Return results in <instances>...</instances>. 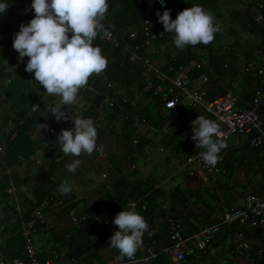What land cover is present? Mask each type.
Here are the masks:
<instances>
[{
	"label": "trees",
	"instance_id": "obj_1",
	"mask_svg": "<svg viewBox=\"0 0 264 264\" xmlns=\"http://www.w3.org/2000/svg\"><path fill=\"white\" fill-rule=\"evenodd\" d=\"M167 1V10H170L172 19H175L180 11L190 8L192 5L202 6L205 10L212 12L215 18L223 17L221 8H210L212 0ZM256 1L264 7V0ZM0 2H6L9 6L5 14L6 22L3 25L0 24V106L8 103L6 107H14L29 121L27 125H18L8 135L3 133V127L0 125V143L5 147V152L0 153V257L14 260L25 258L23 226L34 209L44 204H51V199L67 201L68 206L63 212L77 210V206L72 202L74 199L71 194L62 195L57 190L62 182L58 174L62 172L65 165V157L56 143V138L61 130L68 129L71 123L69 120L58 122L55 117H50L45 112L46 92L41 85L34 84V73H28L25 70L28 58H25L24 64L21 66L14 63L17 53L12 47L13 39L19 31L20 25H27L35 16L34 11L31 10L32 0H0ZM108 4L109 10L104 23L121 44L116 47L101 38L94 40L93 46H99L102 49V54L107 58L108 65L102 74L90 77L88 83L102 85L105 83L103 81L105 78L106 82L113 85L110 94L117 99V103L113 108L106 107L100 110L99 104L103 98L83 93L89 101V106L86 109H78L75 115L109 116V112L113 110L116 115L122 113L123 116L134 114L143 116L153 127H162L168 119H180L181 116H185L186 107L166 109L160 94H156L153 89L146 90L150 82L155 86L161 85L166 90L169 82L157 76L148 77L139 59L150 58L148 55L149 46H140L143 43L144 22L149 19L155 30L164 31L163 25L156 15L157 12L162 15L164 11L157 5L156 0H108ZM243 4L244 9L241 11L234 9L231 18L234 21L238 20L240 31L250 33L256 41L255 45H246L245 50L241 53L246 61V70L242 73V77L247 80L249 87L242 88L236 95L242 103L247 104L257 96V92L264 95V65L262 57L258 54L261 52L264 56V21L262 24L255 22L250 10L244 2ZM212 5L217 6L214 0ZM216 23L222 25V31L215 34V39L211 44L207 46L199 44L196 47L187 46L184 50L177 49L175 53L167 55L166 62L160 69L166 77L173 78L179 72V68L183 67L190 81L205 75L208 80V100H213L219 95H225L231 91L230 87L224 88L221 85L231 63H229V55L220 52L222 48L219 43L225 37V31L230 32L231 35L237 32L223 30V22ZM133 31L139 32L135 41H131L129 38ZM170 41H174L172 34L164 33V37L153 44L160 45ZM136 46L139 48L136 49ZM223 48L224 50L229 49L228 47ZM133 53L137 56L134 60L132 59ZM233 57L236 60L238 55H233ZM7 58H9L8 61ZM9 67H14L15 72L9 71ZM261 67L263 70L262 73H259ZM5 80L8 83L4 84ZM137 97L148 100L152 110L147 112V107L141 106L140 101H136ZM91 98L94 99L91 100ZM34 104L39 105V112H31V105ZM260 115L264 120V106L260 110ZM149 116H157L159 121L156 123L150 120ZM38 117L41 120L46 118L48 120V127L41 137H37L30 131ZM29 124L31 125L28 127ZM177 125L182 127L184 124L177 122ZM244 136H247V139L241 146L235 148L228 145L227 149L221 150L220 156L223 159L217 163V166L224 170L221 173L224 179L222 185L220 184L219 191L215 189L193 191L176 186L168 198H165L163 188H155L147 179L132 182L127 176H124L120 166L116 165L121 178L113 185L109 194L112 218L120 211L126 210L129 201H137L138 206L135 210L147 221L148 230H156L155 222L157 220L165 221L162 233L154 235L156 243L159 244L162 234L170 236L169 227L172 221L177 223L183 235L188 236L202 227L219 222L221 220L219 214L224 212L223 204L232 209L237 208L233 207L235 203L246 198L248 193L264 196V147L256 148L250 144L253 134ZM185 146L186 141L180 143L177 150H173L175 155H184L185 159L191 156L193 151L186 149ZM136 148L137 151H142L146 148V144H143L140 139ZM39 155L45 157L47 164L39 175H36L30 167L33 160ZM23 162H26L28 166L25 176L8 172V169L20 166ZM241 168L246 169L253 176H261L259 183L253 189L233 182L232 177ZM11 182L19 190L20 197L17 202L7 193ZM193 200L195 202L191 203ZM192 210L194 212L190 215L189 212ZM81 214H86L88 220L81 226H76L70 237L56 236L55 243L59 245L58 247L67 249V259H79L84 254L96 259L100 249L109 247V239L117 230L114 228L112 231H107L106 223L102 219L99 220L93 206L85 207L80 212L77 211V215ZM39 226L43 225L38 224L34 233H38ZM230 231L231 233L243 232L245 237H248L250 233L260 234L258 230L248 229L241 226L239 222L230 225ZM144 236L146 239L147 231ZM115 251L119 254L117 250ZM37 257L41 261L45 260L41 255H37Z\"/></svg>",
	"mask_w": 264,
	"mask_h": 264
},
{
	"label": "crops",
	"instance_id": "obj_2",
	"mask_svg": "<svg viewBox=\"0 0 264 264\" xmlns=\"http://www.w3.org/2000/svg\"><path fill=\"white\" fill-rule=\"evenodd\" d=\"M228 1L230 2V0H217V2L214 0L217 4L216 6L212 5V0L210 8L219 9L221 8L220 3H226ZM6 19L7 17L5 14H0L1 25L6 22ZM216 22L218 21L216 20ZM172 37L174 36L172 35ZM176 51L177 48L174 46V42L170 41L160 45L152 44L149 46L148 55L153 60L154 64L161 69L166 62L167 55L175 53ZM15 53L17 52L15 51ZM25 58L23 62L25 61ZM8 59L9 58L6 60L8 61ZM23 62L18 61L17 53L15 55L14 63L21 66L24 64ZM235 65L237 64H230V69L223 78L221 85L224 88L229 87L228 85L232 82V79L236 74ZM245 68L246 61H244L243 69H241L242 73L246 70ZM202 77L206 76L202 75L199 77L193 84L194 87L198 88L201 86L202 82H200L199 79ZM103 81L106 83L105 78ZM5 83H8V81L5 80L4 84ZM34 84L39 85L35 80ZM240 84L243 86V89L249 87L247 80L243 79V77H241ZM203 85L207 91L208 80H206ZM229 92L234 93L233 91ZM220 96H223V94L218 97ZM93 99L94 98H91V100ZM137 99L140 100L141 106L147 107V112L151 110V105H149L148 100L142 99L141 97H137L136 100ZM53 102L54 98L46 93L44 98L45 112L49 115L51 114L47 111V108ZM7 104L8 103H4L3 106H0V125L3 127V133L5 135H8L11 131L16 129L18 125H27V123H29L26 116H23L22 113L14 107H6ZM87 106H89V101L80 91L76 103L63 110L67 112L68 117L71 119L76 116L75 114L78 109H86ZM180 107H186L185 116H181L180 119H168L162 127H153L143 116L136 114L132 116H123L122 113L116 115L113 110L109 112V116H82L94 121L98 133L97 145H103L104 152H94L90 157H80L83 163L77 169L75 174L69 173L66 169V165L71 163L74 158L63 154L65 157V165L62 172L58 174V177L61 181L69 180L73 184L74 190L71 195L74 200L72 202L77 206V210H70L69 212L62 213L53 210L48 212L47 221L41 224L43 226L38 227V233H34L35 235L38 234V248H36L38 255L43 256L46 260L51 258L52 254L56 252L59 255L57 262L60 264L68 263L70 261H74L76 264H264V237L261 234L250 233L246 239L251 244V251L245 256H240L239 247L236 243L238 240L237 235L236 233H231L230 225L221 230L205 251L196 252L194 255L187 257L184 262H179L172 254L165 252H162L158 258L148 262L140 259L135 262H130L127 258L120 261L117 259L119 254H117L115 249L111 247L100 249L96 259L88 254H84L79 259L70 260L67 259L66 256L67 249L58 247L59 245L55 243L56 236L58 235L60 237L63 235L70 237V234L76 228V225L71 221V217L74 214L77 215V211L80 212L85 207L93 206L94 212L99 220L102 219L105 223L112 219L113 216L110 211L109 194L113 185L121 178V174L117 171L116 165L120 166V170L124 176H127L132 182L147 179L155 188H163L165 198H168L176 186L185 190L193 191H201L205 189H215L219 191L220 184L222 185L223 180L216 179V176H207L197 166L185 165V156L175 155L174 152L177 150V146L183 141H186V149L192 150L190 140L193 136L192 127L195 126L192 122L197 119L198 116L201 115L207 119L214 120L215 122L217 121L214 116L207 114L199 106L192 105L185 100H183L176 108ZM149 118L156 123L159 121L157 116H149ZM70 119L69 121L71 124L67 130L74 127V123ZM47 121V118L41 120L40 117H38L36 124L30 129V131L37 137H41L45 129L41 128L40 133H38L37 125H47ZM177 122H182V125L184 124L183 126L185 127L177 125ZM217 124L219 125V130L223 129L218 122ZM30 125L31 124H29L28 127ZM140 139L143 144H146V148L142 151H137L136 146L138 143H134V141L138 140L139 142ZM245 139H247V136H232L224 141H226L230 147L237 148L244 143ZM187 140L189 141L187 142ZM46 164L47 161L45 157L39 155L33 160L30 169H32L33 173L39 175L40 171L44 169ZM27 171L28 166L26 162H23L20 166L14 167L13 169H8L9 173H15L19 176H25ZM260 179V175L253 176L244 168L239 169L232 177L234 183L247 186L248 189H253L259 183ZM18 197H20L19 190ZM244 201L245 198L238 200L233 207H241ZM65 202L67 201L65 200ZM194 202L195 200L191 203ZM193 207L196 208V206ZM193 212V210L190 211V215H192ZM223 214L224 212L219 214V219H222ZM164 223L165 221L157 220L155 222L156 230L149 229L147 230V234L150 231L153 232L154 235L156 233H162ZM115 229L118 230L117 227H115ZM142 239L143 244L135 255L138 258L144 256L146 248L152 244L147 236L146 239L145 236H143ZM169 239L170 236L167 237L165 234H162L159 244H157L154 239L155 244L153 246L158 251L168 248L171 245V239Z\"/></svg>",
	"mask_w": 264,
	"mask_h": 264
},
{
	"label": "clouds",
	"instance_id": "obj_3",
	"mask_svg": "<svg viewBox=\"0 0 264 264\" xmlns=\"http://www.w3.org/2000/svg\"><path fill=\"white\" fill-rule=\"evenodd\" d=\"M159 2L163 6L165 0ZM8 7L6 2H0V14H6ZM31 10L35 13L34 18L27 25H20L12 47L18 53V61L28 58L25 70L34 73L35 81L54 98L47 108L50 116L58 122L69 120L63 109L75 104L89 78L102 74L108 65L102 49L93 46L97 37L103 39L109 35L104 23L109 10L108 0H32ZM156 15L164 33L174 36V46L179 50L199 44L207 46L214 41L215 34L222 31V25L215 22L212 13L200 5L185 8L175 19L167 9L162 15L159 12ZM9 71L15 72V68L9 67ZM39 110V105H31L32 113ZM70 120L74 127L61 130L56 143L64 155L74 158L66 169L75 174L83 163L80 157L103 153L104 146L97 145V127L92 119L76 115ZM192 123L195 126L191 138L196 148L203 149L199 156L206 167L214 168L223 159L221 150L228 148V144L219 138V125L201 115ZM47 127L38 124L37 132ZM57 190L67 195L74 188L69 180H64ZM114 224L118 230L110 237L109 247L118 251V260H130L142 246L149 225L135 210L134 204L117 213Z\"/></svg>",
	"mask_w": 264,
	"mask_h": 264
},
{
	"label": "built area",
	"instance_id": "obj_4",
	"mask_svg": "<svg viewBox=\"0 0 264 264\" xmlns=\"http://www.w3.org/2000/svg\"><path fill=\"white\" fill-rule=\"evenodd\" d=\"M246 4L250 10L255 22L262 24L264 21V7L256 0H240ZM157 5L162 11L168 8V1L165 0L162 6L159 0H156ZM150 21L151 24L148 22ZM109 35L103 40L112 43L114 46H120V41L116 39L113 32L109 30ZM143 43L142 46H151L155 41L164 37L163 30H155L151 20H146L142 29ZM139 36L138 31L130 33V40L135 41ZM155 36V37H154ZM100 38V37H97ZM96 38V39H97ZM136 49L139 46L135 47ZM262 57V64L264 65L263 53L258 52ZM135 53L132 55V59H136ZM142 67L148 77L157 76L163 80L169 82L168 88L165 90L161 85H153L151 82L146 87V90L153 89L156 94H160L161 99L165 104L166 109H175L183 100L197 105L202 108L207 114L215 117L216 121L223 127L220 129V139L228 140L232 136H244L253 134L250 140V144L253 147L260 148L264 147V120L260 115V110L264 106V95L257 92V96L247 104L242 103L241 99L234 93L228 92L227 94L220 96L214 100L207 99V91L204 88L206 77H202L200 80L201 86L194 87L193 84L198 80H189L185 68L180 67L179 72L173 77L168 78L162 74L161 70L154 64L153 60L149 57L139 58ZM263 67L259 68V73H262ZM113 88L112 83L106 82L102 85H94L88 83L87 86L81 90L82 93H89L93 96L102 97L103 100L99 104V109L103 110L106 107L113 108L117 103V99L110 94V90ZM177 91V94H175ZM192 143L193 154L186 158L185 165L199 167L207 176L213 177L221 174L224 170L219 167H206L203 160L200 158L199 153L203 149H198L195 146V141L190 140ZM134 143H138L135 140ZM5 152V147L0 143V153ZM8 195L14 200H18V188L11 182L7 189ZM134 204L135 208L138 206L137 201H129L126 205V210L129 206ZM68 206V203L64 199H51V204H44L41 207L34 209L30 218L25 221L23 226V236L25 238L24 250L25 258H17L14 260H6L0 257V264H60L57 262L58 253L54 252L52 257L41 261L38 259L37 251L34 246V230L38 224H43L47 221L48 212L58 211L62 213L63 210ZM18 210L19 206L17 205ZM224 214L222 219L212 225L205 226L200 230L192 233L191 235L185 236L180 231L176 222L170 223V239L171 245L161 251L156 250L153 246L154 233L148 232L147 237L151 240V245L145 250L144 256L138 258L134 256L130 259V262L143 260L145 262L151 261L158 258L162 252L172 254L179 262H184L187 257L194 255L196 252L205 251L210 243H212L221 230L227 226L239 222L241 226H245L248 229H256L264 237V196H260L255 193H248L243 203V206L237 208H228L223 204ZM115 218V217H114ZM114 218L106 222L107 231H112L115 227ZM88 220L86 214L72 215L71 221L76 226H81ZM239 247V255L245 256L251 251V244L247 241L243 232L236 233ZM64 264H76L74 261H70Z\"/></svg>",
	"mask_w": 264,
	"mask_h": 264
},
{
	"label": "rangeland",
	"instance_id": "obj_5",
	"mask_svg": "<svg viewBox=\"0 0 264 264\" xmlns=\"http://www.w3.org/2000/svg\"><path fill=\"white\" fill-rule=\"evenodd\" d=\"M221 4V13L223 14L222 18H217L215 20L220 22H223L224 24V29L223 30H228V31H236V34H230L226 32L225 37L223 38V40H221V42L219 43L222 48V51L220 50L221 53H226L229 55V63L231 64H237L236 66V74L234 76V78L232 79V82L228 85L231 88V91H233L234 93H239L241 91V89L243 88V86L240 84L241 81V77L242 75V70L243 69V64H244V57L242 56V52L245 50L246 45H250L256 44V41L253 37V35H251L250 33L247 32H243L240 31V24L238 22V20L234 21L231 18V15L233 14L234 9L237 10H242L244 9V4L242 1L240 0H230V2H224V3H220ZM252 41V42H251ZM218 44V45H219ZM223 47H228L229 49H225ZM233 55H238L237 60L235 61V58L233 57ZM242 67V68H241ZM233 70V69H232ZM136 101H140L139 99H137ZM151 110H152V106H150ZM32 170V169H31ZM218 180H223L224 176L219 174L216 175L215 177ZM34 238V246L35 249L38 248V234L37 235H33Z\"/></svg>",
	"mask_w": 264,
	"mask_h": 264
}]
</instances>
